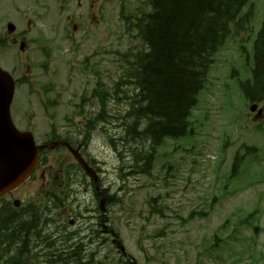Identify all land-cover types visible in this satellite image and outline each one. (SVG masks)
I'll return each instance as SVG.
<instances>
[{
    "label": "rangeland",
    "instance_id": "374dc122",
    "mask_svg": "<svg viewBox=\"0 0 264 264\" xmlns=\"http://www.w3.org/2000/svg\"><path fill=\"white\" fill-rule=\"evenodd\" d=\"M124 0H111L106 5V73L107 83L114 86L117 79L123 74V64L119 60L118 53L125 54L126 49L138 46L137 41H132L125 34V27L120 22V12L122 2ZM126 5L124 11L126 14L136 13L137 9L143 7L144 0H125ZM54 8L57 9L56 5ZM253 5L255 12L250 24V31L246 35H235L237 28L231 26V34L228 37L224 52L222 51L216 57V63L212 66L206 86L210 82L212 85L200 94L202 95L201 104L195 110V119L199 120L196 126L195 137L190 145L185 148L176 159L178 162L179 172H176L178 180H169L170 187H164L163 184L157 183L154 187L153 182L142 186L133 184L132 195L128 197V204L133 205L134 215L129 214L128 224L132 231L126 229L127 220L125 217L121 219L122 233L127 242L126 245L132 255L141 264H147V254L149 257L157 259L150 264H264V161L255 164L260 158L264 160V119L259 124H254L248 120V106L245 105L246 98L241 88V82L250 81L252 79V68L254 66L253 43L261 29L264 21V0H250L246 5L242 14ZM149 11V7H146ZM51 20L49 23H53ZM50 43L53 50L52 58L66 59L67 69L61 74L60 78L45 74L40 68V82L52 81L58 82L59 87L64 92L61 98V106L59 113L54 115V122L58 126L73 124L74 111L77 110L74 105L70 104V96L73 92L81 90L82 85H74L72 79L67 75L70 68V59L68 47L69 42L66 40L56 41L49 37L42 39V44ZM95 60L98 61V58ZM40 66V64H39ZM85 79L89 78L86 72L81 71ZM36 78V77H35ZM213 78V79H212ZM212 79V80H211ZM211 80V81H210ZM112 90V89H109ZM128 94H133L132 90H128ZM124 95V93H122ZM50 97L55 98L56 92H51ZM199 97V101H200ZM32 99L34 108L32 112H28ZM116 100V99H115ZM26 107L21 108L18 112V119L26 126L31 122L36 127V132H45L49 129L46 125L45 111L42 108L39 99L36 97L26 96ZM115 105L128 106L126 98L121 95L119 99L111 102ZM264 106V105H263ZM109 109V108H108ZM78 111V110H77ZM35 114V116L33 115ZM29 115V118H28ZM50 119V118H49ZM48 119V120H49ZM78 121V120H76ZM113 136L117 133L112 132ZM92 142V156L97 162L99 159L108 164V175L106 176L108 185L114 188L119 187V168L121 166L120 153H124V147L118 141H107L106 137L100 136L99 133L94 137ZM180 139L178 143L181 142ZM172 145V142H169ZM100 147H103L102 149ZM242 149L241 156L244 161L237 170V177L243 178L241 181L232 179L231 169L233 156L238 150ZM172 150V146L168 148ZM237 151V152H236ZM174 158V156H173ZM126 160L131 158L126 156ZM156 168L155 173H159L162 166V159ZM253 165L255 169L253 170ZM177 168V165H175ZM253 170V171H252ZM251 177L252 181L248 180ZM141 180V179H140ZM250 181V182H248ZM145 179L142 180V183ZM250 183L245 189L236 191L237 186ZM262 183L261 185H258ZM166 193L170 198L166 197ZM162 195L160 200L157 198ZM214 195L218 196L216 207L211 209L209 206ZM66 196L62 191L54 189V193L47 199H42L38 192L32 190L28 185L15 195L16 200H22L23 204L34 202L43 204L55 200L60 209L68 210L69 216H76L82 213L85 204L88 201L82 198L79 203H62L61 199ZM151 196L158 199V204L164 207L169 206L166 210V216L175 215L189 216L192 211L206 210V217L195 220L187 227H180L176 220L170 219L172 225L170 230H166L165 236H160L159 231L168 223L169 220L160 218L159 215L150 216L151 221L148 222V201ZM262 201L260 210L262 216H258V221H251L245 227L240 228L241 217H236L238 210H253V205L257 200ZM117 208V206H115ZM209 207V208H208ZM52 219L56 218L58 210L52 204ZM235 212V213H234ZM234 213V214H233ZM4 214L0 213V218H4ZM260 215V214H259ZM11 217L5 219L9 222ZM234 222L222 231L221 244L218 250L222 249L221 255L223 260L216 263L210 260L212 253L199 251V245L205 237L199 233V230L206 231L210 235L216 233L223 224ZM174 223V225H173ZM255 226L259 230L255 231ZM46 228V227H45ZM251 244L255 247L252 251ZM49 251V249H48ZM253 255V257H252ZM262 256V257H261ZM118 256H110L109 264L118 261ZM54 262L52 261L51 264Z\"/></svg>",
    "mask_w": 264,
    "mask_h": 264
},
{
    "label": "trees",
    "instance_id": "16d2710c",
    "mask_svg": "<svg viewBox=\"0 0 264 264\" xmlns=\"http://www.w3.org/2000/svg\"><path fill=\"white\" fill-rule=\"evenodd\" d=\"M147 2L151 12L131 24L145 43V51L133 53L129 61L135 75L129 80L134 94L129 96L132 111L127 121L133 118L136 123L125 122L122 133L137 137L139 149L149 142L158 145L167 138L186 136L189 127V135L193 134L191 118L199 94L216 54L229 37L230 25L248 0ZM257 54L253 84L243 85L247 98L256 103L264 100V28ZM139 149L133 153L142 157ZM11 216L9 222L0 220V264H19L23 251H30V242L39 239L34 222H22L19 212H10ZM71 263L73 260L65 259L53 264Z\"/></svg>",
    "mask_w": 264,
    "mask_h": 264
},
{
    "label": "flooded vegetation",
    "instance_id": "af4514ba",
    "mask_svg": "<svg viewBox=\"0 0 264 264\" xmlns=\"http://www.w3.org/2000/svg\"><path fill=\"white\" fill-rule=\"evenodd\" d=\"M104 4L105 0H0V62L3 68L13 75L20 90L22 84L23 86L28 84L33 91L41 93L39 88L37 89L38 85L40 86L37 77L40 68L46 74L50 72L54 75L58 74V64L62 59L52 58L53 50L50 43L42 44V38L47 36V33L56 41L69 42L68 52L69 58L72 59V66L76 68L83 66L85 70L91 68L93 73H97L93 68L100 73L103 72L105 61L103 43L106 38L105 21L102 16ZM65 11L75 13H69L64 22H57L53 25L44 23L55 15L63 17ZM95 58L102 63L95 64ZM32 76L37 78L31 80ZM19 98L21 105H25L26 97ZM16 124L20 130L26 128V125L19 119ZM46 125L49 129L45 132L40 131L39 139L46 144L62 141L64 145L55 146L53 150L57 149V152H54L52 156L42 154L34 178L39 180L42 175L45 179L44 187H56L57 190H63L65 186L72 184L80 188L86 187L85 191H87L92 185L95 191H99L97 195L107 197L106 190L102 193L96 188L98 186L103 190L101 176L105 172L98 175L96 173L98 165H95L94 158L88 153H83L82 148L79 151L81 142L73 127L64 125L62 129H58L51 125L50 120L46 121ZM32 128L36 129L35 125ZM74 151H79L86 161L92 170L90 171L92 178L82 169ZM2 201L3 198L0 199V204ZM92 218L93 222L89 228L94 230L90 232L81 233L80 230L83 227H80L79 221L68 222L79 230L73 233L76 237L77 248L71 264H89L87 261L92 257L106 254L104 245L108 237L112 238L111 234L115 231L112 216L108 214L107 217L101 214ZM64 219L65 217L60 218L61 221ZM60 227L66 230L64 226ZM66 233H58V239L65 237ZM26 251L27 249L24 250ZM66 253L67 251L63 248L60 250V247H55L53 251L44 253V258L49 256L52 258L50 261L62 263V254ZM40 255H42L41 252ZM80 260L82 263H78ZM40 261L45 260L40 259Z\"/></svg>",
    "mask_w": 264,
    "mask_h": 264
},
{
    "label": "water",
    "instance_id": "95a60500",
    "mask_svg": "<svg viewBox=\"0 0 264 264\" xmlns=\"http://www.w3.org/2000/svg\"><path fill=\"white\" fill-rule=\"evenodd\" d=\"M14 94L13 79L0 67V192L20 186L38 159L32 135L19 133L12 123ZM20 161L23 168L19 167Z\"/></svg>",
    "mask_w": 264,
    "mask_h": 264
}]
</instances>
